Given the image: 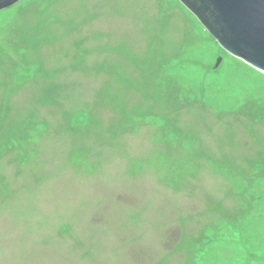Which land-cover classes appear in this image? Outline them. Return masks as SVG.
Wrapping results in <instances>:
<instances>
[{
  "label": "rangeland",
  "instance_id": "obj_1",
  "mask_svg": "<svg viewBox=\"0 0 264 264\" xmlns=\"http://www.w3.org/2000/svg\"><path fill=\"white\" fill-rule=\"evenodd\" d=\"M0 264H264V72L179 0L2 9Z\"/></svg>",
  "mask_w": 264,
  "mask_h": 264
},
{
  "label": "water",
  "instance_id": "obj_2",
  "mask_svg": "<svg viewBox=\"0 0 264 264\" xmlns=\"http://www.w3.org/2000/svg\"><path fill=\"white\" fill-rule=\"evenodd\" d=\"M19 0H0V11ZM228 53L264 72V0H179ZM218 57L214 67H218Z\"/></svg>",
  "mask_w": 264,
  "mask_h": 264
}]
</instances>
